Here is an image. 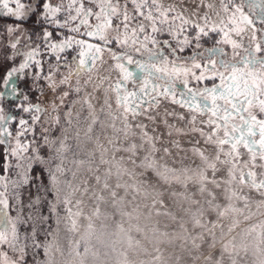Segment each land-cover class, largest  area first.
<instances>
[{
	"label": "snow or ice",
	"instance_id": "obj_1",
	"mask_svg": "<svg viewBox=\"0 0 264 264\" xmlns=\"http://www.w3.org/2000/svg\"><path fill=\"white\" fill-rule=\"evenodd\" d=\"M253 204L264 0H0V264H264Z\"/></svg>",
	"mask_w": 264,
	"mask_h": 264
},
{
	"label": "rangeland",
	"instance_id": "obj_2",
	"mask_svg": "<svg viewBox=\"0 0 264 264\" xmlns=\"http://www.w3.org/2000/svg\"><path fill=\"white\" fill-rule=\"evenodd\" d=\"M168 2H170V0H165V4H167ZM210 2H212V0H210ZM216 2L218 3V0H216ZM129 68H130V70H133V71H135V69H134V66H129ZM219 81L217 80V83H218ZM182 85H178V88L179 89H181L182 90ZM71 143H73L74 144V142H71ZM242 151H244V152H246V150H244V149H241ZM72 159V156H71V154H69V160H71ZM169 163H170V161H169ZM187 163V162H186ZM197 163H198V161H197ZM69 166H71V165H69ZM178 166V165H177ZM258 171H259V169H257ZM69 179H71V175L69 174V177H68ZM245 191H247V189H245ZM254 195V198L256 199V200H259V199H261L258 195H255V194H253ZM79 196V194H77V197ZM86 211H87V209H86ZM252 211L253 212H257V209H256V206H255V204H253L252 205ZM261 212H264V210H260V212H257V215H255V216H253V218H252V220L251 221H248V222H244L243 224H241V228H246V227H248L250 224H254V223H259L261 220H264V214H261ZM65 247H67V245H66V242H65ZM143 258H145V259H147V257H143ZM253 261H254V257H252V256H249L248 258H247V264H253Z\"/></svg>",
	"mask_w": 264,
	"mask_h": 264
},
{
	"label": "flooded vegetation",
	"instance_id": "obj_3",
	"mask_svg": "<svg viewBox=\"0 0 264 264\" xmlns=\"http://www.w3.org/2000/svg\"><path fill=\"white\" fill-rule=\"evenodd\" d=\"M25 2H26V0H25ZM10 6H14V5H10Z\"/></svg>",
	"mask_w": 264,
	"mask_h": 264
}]
</instances>
